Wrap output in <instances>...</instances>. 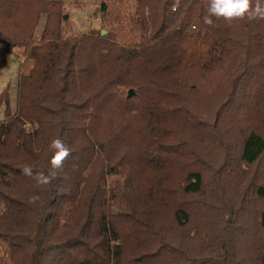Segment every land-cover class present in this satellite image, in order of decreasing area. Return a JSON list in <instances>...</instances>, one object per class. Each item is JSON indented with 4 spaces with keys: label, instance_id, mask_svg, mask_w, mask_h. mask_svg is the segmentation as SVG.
Masks as SVG:
<instances>
[{
    "label": "trees",
    "instance_id": "trees-1",
    "mask_svg": "<svg viewBox=\"0 0 264 264\" xmlns=\"http://www.w3.org/2000/svg\"><path fill=\"white\" fill-rule=\"evenodd\" d=\"M61 2L0 0V48L31 61L15 106L0 93V264H199L203 234L175 237L182 250L166 222L186 226L181 194L203 190L187 159L211 168L232 141L234 172L264 152V20L209 26L208 0H136L140 36L122 44L113 33L65 38ZM56 138L71 154L37 185L21 169L47 174ZM259 220L264 230V209ZM231 257L253 264L246 248Z\"/></svg>",
    "mask_w": 264,
    "mask_h": 264
},
{
    "label": "rangeland",
    "instance_id": "rangeland-1",
    "mask_svg": "<svg viewBox=\"0 0 264 264\" xmlns=\"http://www.w3.org/2000/svg\"><path fill=\"white\" fill-rule=\"evenodd\" d=\"M60 1L61 27L64 28L65 38L113 33L117 42L122 44H132L139 39L140 31L135 22L136 0ZM101 3L107 7L106 11L101 10ZM44 23L45 17L42 15L32 25L34 41H39ZM0 62H3L0 68V93L8 87L11 103L15 106L19 74L28 71L31 61L25 58L22 49L9 46L6 49L0 48ZM2 118L3 111L0 110ZM226 143L231 152L226 159L218 155L216 163H211V168L205 167L197 159L191 162L186 160L187 169H199L202 172L203 190L198 194H181V204L189 212V222L186 226H180L170 216L166 222V231L173 236L175 246L182 250L183 245L175 237L183 239L185 235L196 231L203 234L205 238L196 242L201 252L191 258L194 263L228 264L231 256L242 254L246 248L253 264H264V230L259 220L264 209V198L256 192L259 185L264 186V152L257 162L248 166L238 162L239 166L231 172L237 154L233 150L232 141ZM193 153L195 156L200 155L197 148L193 149ZM113 178L116 176L109 177L107 187ZM209 221L219 227L216 229L213 225H206ZM217 230L225 234L226 242L217 240L221 233ZM256 253L262 258L256 260Z\"/></svg>",
    "mask_w": 264,
    "mask_h": 264
},
{
    "label": "clouds",
    "instance_id": "clouds-1",
    "mask_svg": "<svg viewBox=\"0 0 264 264\" xmlns=\"http://www.w3.org/2000/svg\"><path fill=\"white\" fill-rule=\"evenodd\" d=\"M145 14H148V9H145ZM213 17L216 20L223 19L228 24L245 19L264 20V4L261 3V0H255V4H253V0H208L207 15L203 17V22L213 26ZM49 147L53 150V155L47 174L45 172L34 174L29 165H25L21 169L23 175L32 177L37 185L50 184L57 177L64 161L71 154L69 147L60 138L52 140ZM38 200L39 196L33 195L29 202L36 203Z\"/></svg>",
    "mask_w": 264,
    "mask_h": 264
},
{
    "label": "water",
    "instance_id": "water-1",
    "mask_svg": "<svg viewBox=\"0 0 264 264\" xmlns=\"http://www.w3.org/2000/svg\"><path fill=\"white\" fill-rule=\"evenodd\" d=\"M134 95V90L133 89H129L128 90V94H127V96L128 97H131V96H133Z\"/></svg>",
    "mask_w": 264,
    "mask_h": 264
}]
</instances>
